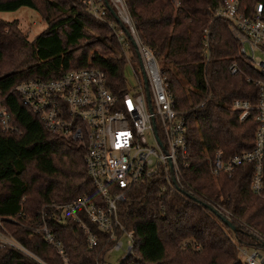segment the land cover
Returning a JSON list of instances; mask_svg holds the SVG:
<instances>
[{
	"label": "trees",
	"instance_id": "trees-1",
	"mask_svg": "<svg viewBox=\"0 0 264 264\" xmlns=\"http://www.w3.org/2000/svg\"><path fill=\"white\" fill-rule=\"evenodd\" d=\"M245 1L251 6L264 0ZM122 2L136 38L162 63L175 108L186 119L189 167L182 170L181 184L174 190L162 189L160 178L145 180L118 203L121 223L134 234L133 251L121 264H243L238 247L259 246V239L246 228L264 239V199L250 189L251 165L238 167L232 176H214L209 163L218 149L225 157L252 149L257 128L254 113L240 121L239 112L230 105L235 100L257 104L258 89L246 81L258 78L257 73L238 55L228 23L212 18L217 0H181L177 10L172 0ZM86 3L0 0V12L27 7L39 12L46 23L30 41L16 23L0 19V107L8 112L10 128L3 131L0 124V217L14 238L45 264L64 263L40 235L30 234L8 218L15 219L20 211L34 218L43 207L50 212L49 205L100 198L84 163L85 147L49 132L21 104L15 87L25 80H49L71 69L93 67L104 71L111 91L121 95L124 48L133 66L141 70L128 28L109 0L99 1L104 11L101 19L88 12ZM205 29L209 60L203 47ZM94 30L100 35L92 37ZM94 46L110 54L121 50L125 57L112 59L97 51L89 55ZM232 62L239 70L236 75L229 72ZM219 207L232 215L237 231L220 220L218 215H225ZM51 229L64 246L68 264H96L103 256L101 247L88 249L82 229L72 219L51 222ZM0 264L37 263L5 247L0 249Z\"/></svg>",
	"mask_w": 264,
	"mask_h": 264
},
{
	"label": "built area",
	"instance_id": "built-area-1",
	"mask_svg": "<svg viewBox=\"0 0 264 264\" xmlns=\"http://www.w3.org/2000/svg\"><path fill=\"white\" fill-rule=\"evenodd\" d=\"M99 1L87 0L86 4L88 12L101 19L104 11ZM109 2L132 37L140 73L127 57L126 64L135 72L137 86L132 89L125 79V92L115 94L108 86L104 71L87 67L68 70L49 80H25L15 87L21 104L36 114L49 132L85 147L84 163L99 194V201L80 197L65 204L49 205L50 212L43 207L34 218L22 211L15 219L8 218L7 221L18 222L30 234L40 235L64 264H68L67 254L52 232L51 222L72 219L82 229L88 249L104 250L96 264H121L133 251L134 234L121 223L118 203L125 200L134 185L145 180L160 178L164 182L162 189L174 190L181 184L182 170L189 167L186 119L175 108L158 60L136 38L122 0ZM172 4L177 10L181 0H172ZM211 14L213 19L228 23L238 55L257 73L258 78L248 77L246 81L257 87L258 96L256 105L244 100H235L230 105L231 110L239 112L240 121L254 113L257 128L252 149L231 157L216 150L209 163L210 171L214 176L221 173L232 176L238 167L251 165L250 189L264 199V1L249 6L245 0H217ZM116 37L123 46L122 33L118 32ZM202 39L204 54L209 60L207 29ZM229 72L238 74L235 62L230 64ZM0 124L3 131L10 130L9 115L2 106ZM220 209L230 221L232 215ZM4 221L0 217V249L11 248L37 264H45L14 238ZM246 231L259 239L258 247L264 244V239L253 229L246 228ZM248 248L238 247L239 258L244 257L243 261L240 259L242 263L262 264L264 255L256 250L249 253ZM113 253H118V257L110 261L108 256Z\"/></svg>",
	"mask_w": 264,
	"mask_h": 264
},
{
	"label": "rangeland",
	"instance_id": "rangeland-1",
	"mask_svg": "<svg viewBox=\"0 0 264 264\" xmlns=\"http://www.w3.org/2000/svg\"><path fill=\"white\" fill-rule=\"evenodd\" d=\"M65 1H70V0H65ZM0 19L11 22V23H16L19 32L30 41L33 40L35 36L40 34L46 28V23L43 21L42 15L39 12L33 11L27 7H21L18 10L12 11V12H0ZM99 33H100L99 31L94 30L91 35L92 37H96L100 35ZM93 40H96V38H93ZM93 51H97L100 54H106L105 55L106 57H111L112 59L120 58L121 55L125 57L121 53V50H119L117 54H110L107 51V49L104 50L103 47L94 46L93 49L89 51V55H91ZM124 53L126 57L129 59V62L133 64V62L131 61V58H129L130 55L127 53L126 48H124ZM126 57H125V62H128ZM3 65L7 67L5 64ZM158 65L161 68L162 63L158 62ZM136 72L139 74L140 70H137L136 68ZM123 73H124V78L127 80V84L129 87L133 89L135 86H137L136 78L134 76L135 72H133L131 66L128 63L125 65ZM2 186L3 184L0 185V190H3ZM254 250H256L259 254L264 255V248L262 247H256V248L249 247L248 248L249 253H251ZM117 257H118V253H113L108 256V258L111 259L110 261H113V259ZM240 259L243 261L244 257H240Z\"/></svg>",
	"mask_w": 264,
	"mask_h": 264
},
{
	"label": "water",
	"instance_id": "water-1",
	"mask_svg": "<svg viewBox=\"0 0 264 264\" xmlns=\"http://www.w3.org/2000/svg\"><path fill=\"white\" fill-rule=\"evenodd\" d=\"M107 3V2H106ZM135 47V46H134ZM144 85L146 86V79L144 78V81H143ZM147 100H148V104H149V97H148V94H147ZM173 182H174V179H172ZM220 220L227 226L229 227V229L233 232L237 231V227L235 225L232 224L231 221H229L227 218H225L224 216H220ZM262 248H264V244L261 245ZM262 264H264V260L262 261Z\"/></svg>",
	"mask_w": 264,
	"mask_h": 264
}]
</instances>
